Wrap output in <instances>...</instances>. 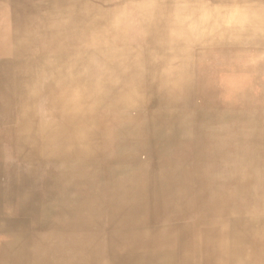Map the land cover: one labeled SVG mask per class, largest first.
Masks as SVG:
<instances>
[{
    "label": "rangeland",
    "instance_id": "1",
    "mask_svg": "<svg viewBox=\"0 0 264 264\" xmlns=\"http://www.w3.org/2000/svg\"><path fill=\"white\" fill-rule=\"evenodd\" d=\"M15 29L18 28L0 21V239L14 238L25 243L27 264H185L186 256L187 264H215L209 256L215 232L205 224L228 216L224 215L228 209L248 207L252 197L263 190L264 90L251 101H239L237 104H243L237 111L229 108L234 121L223 128H213V139L203 143L202 153L193 145L196 128L192 109L189 112L178 108L172 113L183 112L189 120L181 130L170 132L164 121H146L147 136L157 125L160 130L155 140L149 136L150 149L135 156H121L125 148L119 127L129 124L130 131L141 130L143 123H133L125 109L114 113L101 107L96 113L100 153L78 161L65 150L55 148L38 159H28L14 142L17 123L25 113L48 122L53 108L44 84L48 81L42 80L39 61L31 52L33 46L18 39ZM159 110L162 114L163 110ZM236 112H240L239 118ZM113 132L116 134L111 135ZM212 157L216 158L213 170L203 164ZM211 171L215 172L212 180L207 175ZM102 235L105 238L101 241ZM175 235L180 237L178 244H172ZM155 242L159 248L154 252L151 246L153 254L142 255L139 263L131 257L122 258L126 244L133 254L140 252L138 247L148 248L147 244ZM174 254L182 262L176 261Z\"/></svg>",
    "mask_w": 264,
    "mask_h": 264
},
{
    "label": "bare ground",
    "instance_id": "2",
    "mask_svg": "<svg viewBox=\"0 0 264 264\" xmlns=\"http://www.w3.org/2000/svg\"><path fill=\"white\" fill-rule=\"evenodd\" d=\"M124 2L125 0H0V21L18 28L14 31L18 39L33 46L31 52L39 61L38 73H41L42 80L48 81L43 82L53 108L48 122L32 113H25L21 116L20 124L17 123L14 142L26 158L38 159L55 148L65 150L78 161L83 156L100 153L101 133L96 113L101 107H107L114 113L125 109L129 111L127 114L132 115L133 123H143L141 130L131 128L130 131L129 124L119 127L125 148L121 156H135L136 153L150 149L152 145L149 136H153L155 140L160 130L157 125L155 129H150L147 136L144 130L146 121H164L165 124L168 123L166 127L170 126V132L178 128L181 130L189 120L186 121L183 112L172 113L178 108L189 112L192 109L196 128L193 145L201 152L203 143L210 139L211 134L213 136V128H223L224 124L234 121L233 111L231 113L229 108L233 107L237 111L244 101L253 100L256 94L264 90V59H261L264 56V38L250 39L251 33H231L225 34L222 40L209 47L197 48L188 53L179 50L174 52L167 43L166 24L163 20L144 24V34L135 38L123 28H114L111 10ZM170 2L171 0H158L162 5ZM239 2L261 3L264 0ZM174 56L180 58L181 71H172L176 67L171 63ZM239 101L243 103L237 104ZM147 109L150 110L145 111ZM159 109L163 110L162 114ZM239 114L240 112H236L235 116L239 118ZM191 118L193 120L192 116ZM215 157L203 164L213 170ZM203 164L200 165L205 168ZM235 171L238 173V166ZM262 171L263 180L260 184L263 190L252 197V203L248 207L228 209L224 213L228 216L209 220L205 224L215 232L211 238L212 248L209 253L215 264H264V169ZM214 173L207 172L211 180L215 178ZM104 238L102 235L101 241ZM179 240L178 235L171 238L172 244H178ZM147 246L148 248L141 249L138 247L140 252L130 254L132 248L126 244V252H121L122 258L131 257L139 263L142 255L153 254L151 246L154 252L159 248L158 242ZM25 250V243L2 237L0 264H27ZM173 258L175 259V254ZM175 260L182 262L180 257ZM183 261L187 264L189 257H184Z\"/></svg>",
    "mask_w": 264,
    "mask_h": 264
},
{
    "label": "clouds",
    "instance_id": "3",
    "mask_svg": "<svg viewBox=\"0 0 264 264\" xmlns=\"http://www.w3.org/2000/svg\"><path fill=\"white\" fill-rule=\"evenodd\" d=\"M111 15L113 27L131 32L133 38L144 34V24L165 21L166 40L174 52L206 48L231 33L264 38V2L171 0L162 5L158 0H125L111 10ZM171 63L176 65L172 71L182 70L179 56H174Z\"/></svg>",
    "mask_w": 264,
    "mask_h": 264
}]
</instances>
